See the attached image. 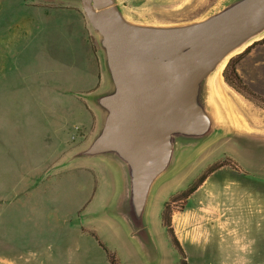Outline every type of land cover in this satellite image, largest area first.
<instances>
[{"label":"crops","instance_id":"1","mask_svg":"<svg viewBox=\"0 0 264 264\" xmlns=\"http://www.w3.org/2000/svg\"><path fill=\"white\" fill-rule=\"evenodd\" d=\"M15 23L17 25L13 28L16 31L4 40L9 55L14 58L23 53L26 45L22 39L25 41V37L29 35L36 37L37 30L41 36L39 48L34 50L42 56L43 61L45 59L51 61L50 66L44 63L38 70L40 76L44 78L40 88H45L46 92L49 89V94L42 96L43 98H36L37 102H57L60 93L84 97L108 88L109 79L104 59L95 48L98 43L97 37L78 6L49 8L40 16L34 17V20L29 22L32 26L26 30L20 21ZM10 28L13 30L11 26ZM15 67L12 69L3 64L2 71L11 72ZM241 77L244 79L242 75ZM228 93L233 96L229 94L228 98L234 107L232 109L234 114L243 122L245 134L235 132L227 138L242 137L264 144V110L256 107L229 86ZM34 118L41 120V126L48 130L49 135L56 134V118L51 114L37 111ZM94 136L95 134L91 136L89 143ZM83 161L80 166L99 169L97 171H101L97 163L102 162V165H105V175H99L96 186L94 176L91 173L86 174L85 177L91 181L92 191L85 202L73 207L72 201L68 204L64 200L74 199V192L63 194L55 187V190L39 193V197L43 196L47 202L45 208L26 205V194L30 192H27L25 187L27 181L23 161L21 173L14 174L11 186L0 192L2 204L0 264H109L104 249L90 234L96 233L104 245L100 239L99 228L94 222L106 223V220L95 214L97 209L95 206L104 199L106 193L103 194L102 189L107 184L112 188L110 195L112 198L108 204H104L107 214L118 222L147 264L159 263V247L155 239L153 222L150 229L156 242L157 256L155 259H149L118 216L117 203L122 193V180L118 170L103 160ZM36 169L39 171L38 181L43 186L49 183L48 188H52V180L58 182V175L42 173L40 161ZM185 185L189 187L190 183L187 182ZM20 194L23 195L24 203L10 207L11 200L19 199ZM153 199L149 210V222L153 217ZM42 212L48 221L39 223L38 216ZM161 215L158 223L167 233L162 225ZM172 229L186 254L187 264H264V175H253L243 168L237 171L223 167L215 171L184 203L183 208L173 213ZM177 264H180V260Z\"/></svg>","mask_w":264,"mask_h":264},{"label":"water","instance_id":"2","mask_svg":"<svg viewBox=\"0 0 264 264\" xmlns=\"http://www.w3.org/2000/svg\"><path fill=\"white\" fill-rule=\"evenodd\" d=\"M60 1L81 6L109 79L105 91L89 97L101 116L98 131L71 159H99L118 170V216L142 252L155 259L148 217L154 192L176 173L181 155L215 133L206 81L264 32V0H232L201 21L175 26L132 23L119 0Z\"/></svg>","mask_w":264,"mask_h":264},{"label":"rangeland","instance_id":"3","mask_svg":"<svg viewBox=\"0 0 264 264\" xmlns=\"http://www.w3.org/2000/svg\"><path fill=\"white\" fill-rule=\"evenodd\" d=\"M220 2L221 0H119L123 13L130 22L150 26H175L201 21L216 11ZM72 5L82 10L76 2L60 0H0V192L11 186L13 175L21 173L24 161L27 181H25V187L26 191L30 192L26 194V205L30 204L38 208L47 206L46 200L43 196L39 197V193L55 190V187L63 194L74 192L75 198L65 199L64 202L69 204L72 201V206L76 207L85 202L92 191L91 181L85 177L86 174L91 173L94 176L95 186L99 175H105V165H102L100 161H95L100 162L97 166L101 171H97L99 169L80 166L83 160L71 159L74 154L85 148L93 134L96 135L101 116L90 102V95L78 97L75 94L67 96L60 93L57 102H37L36 98L49 94V89L46 92L45 88H40L44 78L40 76L38 70L44 63L47 66L51 64L48 59L43 61L42 56L34 50L39 48L41 33L36 30V37L26 36L25 41L23 38L22 42H25L26 49L14 58L9 55L8 46L4 44V40L16 31L13 28L17 25L15 21H20L21 26H24L26 30L32 26L29 22L43 14L45 10ZM262 40L264 37L257 39L248 47L253 46L239 62L237 69L238 72L240 70L239 74L244 77L242 79L248 88L254 94L264 98V42ZM95 48L103 56L98 43ZM3 64L12 69L17 67L11 72H3ZM37 111L47 112L56 118V134L49 135L48 130L41 126V120L34 118ZM227 137L229 136L222 138L157 188L152 204V222L159 247L158 264H177L180 260L178 252L168 239V234L160 228L158 223L164 205L172 196L194 184L211 167L210 165L223 162L230 157L240 166L239 171L243 168L253 175H264V144L248 138ZM39 161L42 163V173L59 176L57 183L54 179L52 180V188H48L49 183L43 186L38 181L39 171L36 167ZM208 165L209 168H207ZM8 179L9 182H7ZM187 182L190 183L189 187L185 185ZM111 189L110 184L103 187L102 193L106 195L95 206L97 208L95 214L106 220V223L94 222L99 228L100 239L111 252L117 254L121 264H147L118 222L106 212L104 204H108L112 198V196L110 198ZM21 203H24L22 194L19 199L11 200L10 207ZM43 214L44 212L38 216L39 223L48 221Z\"/></svg>","mask_w":264,"mask_h":264},{"label":"bare ground","instance_id":"4","mask_svg":"<svg viewBox=\"0 0 264 264\" xmlns=\"http://www.w3.org/2000/svg\"><path fill=\"white\" fill-rule=\"evenodd\" d=\"M231 1L232 0H221V2L219 3V7L216 9V11L222 9L224 6H226ZM262 37H264V32L260 34L259 36L253 38L249 42H247L242 47L235 50L208 77L206 81V85H205L206 86V104H207L209 111L213 114V116L218 121L217 129L215 133L212 135V137L208 141H206L204 144L193 148L191 152L189 153L181 155L177 163V169L175 170L176 173L182 170L183 168H185L190 162H192L195 158H197L200 154L205 152L207 149L217 144L222 138L232 133H235V132L236 133L243 132L244 130L243 122L236 114H234V111L232 110L234 109V107L231 106L230 98H228L230 93H228V87L225 84L223 73L232 58H234L237 54L246 50V48L252 45L254 41ZM243 134L245 133L243 132ZM149 224H152V221H150Z\"/></svg>","mask_w":264,"mask_h":264},{"label":"trees","instance_id":"5","mask_svg":"<svg viewBox=\"0 0 264 264\" xmlns=\"http://www.w3.org/2000/svg\"><path fill=\"white\" fill-rule=\"evenodd\" d=\"M264 42V40H262ZM253 46L248 48L244 53L232 58L228 63L227 67L224 70L223 77L225 83L232 88L235 92L239 95L243 96L246 100L254 104L256 107L264 110V98L254 94L248 86L244 83L242 77L240 76L237 66L239 62L250 52ZM223 167H230L237 171L240 170L239 165L231 159H227L223 162H218L212 165L209 169L205 171L203 175H201L198 180L192 184L189 188L185 191L176 194L173 196L168 203L165 204L162 215L161 221L163 227L167 230L168 237L170 239V243L173 248L178 252L180 256V264H187L186 262V254L181 248L179 242L177 241L173 229H172V217L173 213L178 210L182 209L184 203L193 195V193L199 188L200 185L207 179L209 175L214 173L215 171L223 168ZM180 205V206H179ZM96 241L99 243L100 247L104 249L107 260L109 264H121L120 259L118 258L116 253L111 252L108 248H106L102 242L99 240L96 233H90Z\"/></svg>","mask_w":264,"mask_h":264}]
</instances>
